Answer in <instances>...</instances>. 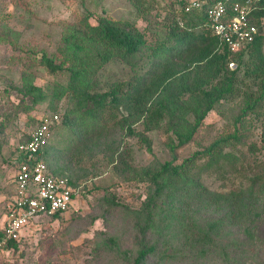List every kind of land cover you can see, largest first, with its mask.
Returning a JSON list of instances; mask_svg holds the SVG:
<instances>
[{"label": "rangeland", "instance_id": "rangeland-1", "mask_svg": "<svg viewBox=\"0 0 264 264\" xmlns=\"http://www.w3.org/2000/svg\"><path fill=\"white\" fill-rule=\"evenodd\" d=\"M161 2L164 1L0 0V217L14 190L13 149L45 114L60 115L49 142L59 150L75 147L71 163L75 170L82 169L81 180L86 190L58 217L33 220L17 248L0 251V264H132L144 238L163 247L157 251L163 249L161 253L171 258L165 264H264V212L241 227L230 223L219 244L202 255L198 252L201 241L195 224H205L204 218L211 215L210 210L198 205L196 191L202 189L184 198L188 204L175 218L165 220L168 225L163 224L159 213L155 221L162 223L145 234L139 231L144 201L154 190L145 173L165 161L180 164L215 140L228 137L223 150L232 153L235 164L233 169L225 163L217 170L204 169V159H197L192 172L203 187L211 191H237L251 185L255 178L263 180L264 102L257 110H246L249 103L245 95L260 92L259 80L246 79L238 96L215 103L192 139L183 145H177L176 137L166 131L164 124L146 132L141 120L131 121V127L140 134L127 135L114 125L120 123L118 118L126 112L112 105L101 114L111 117L101 129L94 126L89 116L79 118L85 110L82 107L70 115L74 121L69 125L61 120L68 109L76 106L73 99L60 94L68 74L48 72L40 57L42 52L60 61L58 50L63 34L78 27L90 35L88 25H96L100 18L111 19L118 26L134 27L132 30L141 34L145 47L150 49L157 37L162 38L168 23L162 18ZM149 66L141 62L140 68H135L136 75ZM130 75L127 65L114 57L96 70L95 89L102 91L111 82ZM28 84L38 90L26 94ZM186 118L193 123L191 115ZM79 121L88 124L87 131L77 126ZM80 134L90 138L88 143H99V147L88 153L84 142L78 140ZM233 134L235 137L230 138ZM172 144L176 145L173 152ZM65 173H69L67 169ZM158 204L160 210L166 207L162 199ZM178 218H185L184 222ZM224 249L229 252L226 259L222 258Z\"/></svg>", "mask_w": 264, "mask_h": 264}, {"label": "trees", "instance_id": "trees-1", "mask_svg": "<svg viewBox=\"0 0 264 264\" xmlns=\"http://www.w3.org/2000/svg\"><path fill=\"white\" fill-rule=\"evenodd\" d=\"M163 1L159 6L163 8L162 18L168 23L164 25L165 32L162 38L157 37L156 44L149 45L150 49L145 47L146 41L141 34L137 30H132L134 27L118 26L111 19L100 18L96 25L88 23L87 29L92 32L90 35L78 27H71L63 34L58 50L62 57L60 61H56L55 56L42 52L40 57L48 72L68 74V81L61 88L60 94L73 99L76 106L64 113L62 122L69 125L74 121H71L70 115L75 109L81 110L82 107L85 110L78 115L79 118L83 115L89 116L94 126L101 129L105 126V122L108 123L107 118H111H104L101 114L108 105H112L123 108L126 112L118 118L120 123L113 124L118 128L121 127L127 135L140 134L131 127V121L141 120L146 132L151 127H161L164 124L166 131H170L176 137L177 145H183L192 139L215 103L240 94V87L246 79L259 80L261 88L257 95L245 93L249 103L246 110L259 109L264 102V43L261 38L253 42L247 50L231 54L227 47L224 46L222 49L219 46V39L213 35L203 10L185 12V0ZM261 5L262 7L255 12L258 17H264V0H261ZM198 28L199 31H195ZM92 48L94 51H91ZM114 57H119L122 63L127 65L131 75L126 79L111 82L107 89L96 90L95 85L98 82L93 79L96 70L113 61ZM232 61L236 65L233 69L229 67ZM141 62L150 66L141 75H136L135 68L136 66L140 68ZM156 69L160 70L154 72ZM27 86L26 94L38 90V87L31 84ZM187 115L193 117V123L188 122ZM56 124L54 128H57ZM77 126L87 131L82 122L79 121ZM231 137H235V134ZM28 138L29 133L13 149L11 161L13 172L21 161L17 153L18 145ZM227 138L215 140L180 164H175L172 160L165 161L159 168L149 169L145 173L154 190L144 201L142 215H139L141 234L162 223L155 221L159 213L164 218L163 224H166L165 220L179 215L185 208L183 205L188 204L184 198L190 196L196 189H202L201 192L196 191L198 205L211 211L210 217L204 218L205 224L195 221L196 234L199 242L201 241L198 250L201 255L221 242L224 232L231 227L230 223L241 227L247 221H255L256 217L263 214L264 178L262 181L259 177L253 179L251 185L244 190L222 192L203 187L199 177L194 176L195 173L192 172L196 165L195 161L202 158L204 163L201 167L204 169L217 170L222 163L233 169L235 157L231 152L223 150ZM78 140L84 142L83 148L88 153L93 148L99 147V143L92 140L88 143L90 138L86 135H78ZM170 148L173 152L176 145L172 144ZM74 149L75 147L69 146L59 150L48 142L43 147L40 157L53 174L67 178L76 190L72 194L75 200L86 190L85 182L81 180L84 176L82 169L75 170L71 163L70 155L73 154ZM66 169L69 172L67 174ZM11 181L14 183L13 176ZM159 199L166 204L161 210ZM185 211L187 212V209ZM59 215L55 213L43 217L54 218ZM183 219H181L182 223ZM166 237L170 238L167 234ZM22 238L18 241H10L5 245L4 250L17 248ZM110 241L112 242L113 239ZM158 248L163 247H157L155 243L144 238L133 257L132 264L169 262L167 260L171 258L161 253L163 249L157 251ZM153 253L157 254L154 256ZM228 253L224 249L222 258L226 259Z\"/></svg>", "mask_w": 264, "mask_h": 264}, {"label": "built area", "instance_id": "built-area-1", "mask_svg": "<svg viewBox=\"0 0 264 264\" xmlns=\"http://www.w3.org/2000/svg\"><path fill=\"white\" fill-rule=\"evenodd\" d=\"M261 7V0H185L184 11L203 10L219 46L233 54L247 50L258 38L264 43V17L255 15ZM234 66L233 61L229 63L230 68ZM58 120L57 113L41 116L29 138L18 145L21 161L13 174V193L1 217L0 251L10 241H18L33 220L63 214L74 201L75 188L66 177L53 174L40 157Z\"/></svg>", "mask_w": 264, "mask_h": 264}]
</instances>
